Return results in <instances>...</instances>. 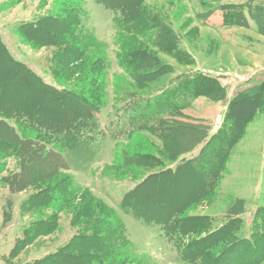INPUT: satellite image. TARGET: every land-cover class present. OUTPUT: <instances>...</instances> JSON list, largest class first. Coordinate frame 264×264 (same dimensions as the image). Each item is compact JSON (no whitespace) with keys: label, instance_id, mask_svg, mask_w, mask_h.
<instances>
[{"label":"trees","instance_id":"obj_1","mask_svg":"<svg viewBox=\"0 0 264 264\" xmlns=\"http://www.w3.org/2000/svg\"><path fill=\"white\" fill-rule=\"evenodd\" d=\"M94 1L112 12L117 34H128L120 43L123 52L117 53V59L130 77L144 82L162 73L165 65L137 37L145 39L143 36L152 33L153 39H148L164 51L174 34L146 0ZM219 7L225 12L224 25L246 26L250 18L256 31L264 36V1L246 0ZM84 15L82 0H59L53 14L19 27L35 44L54 46L50 61L57 86L15 59L0 38V177H4V159L14 157L19 169L10 174V181L8 177L3 180L17 191L39 187L24 201L26 209H66L74 215L72 223H79L82 229L63 246L69 252L47 255L38 261L40 264H143L142 259L132 255L122 220L110 210L108 215H99L101 210L83 198L76 202L79 187L68 173L88 161L87 153L100 133L96 113L106 103L107 60L84 24ZM216 90L222 97L220 84L209 82L201 94ZM263 96L264 81L239 92L227 107L228 130L204 136L205 143L195 156L182 157L172 168L149 174L120 199V210L156 225L177 247L180 264L264 263V192L254 214L255 228L247 237L236 233L244 210L241 198L235 199L226 211L227 220L218 226L211 227L213 220L208 215L192 211L213 195L230 146L240 139ZM144 109L140 115L152 118L149 109ZM167 118H158L163 127L158 130L160 134L163 130L165 136ZM178 124L192 133L198 127L190 122ZM140 127L146 131L155 128L148 123ZM144 155L128 156L138 161ZM35 222L28 231L29 238L56 227L54 219Z\"/></svg>","mask_w":264,"mask_h":264},{"label":"rangeland","instance_id":"obj_2","mask_svg":"<svg viewBox=\"0 0 264 264\" xmlns=\"http://www.w3.org/2000/svg\"><path fill=\"white\" fill-rule=\"evenodd\" d=\"M58 1L0 0V38L8 51L55 86L58 82L50 61L54 46L35 44L19 27L53 14ZM146 2L172 30L174 40L168 49L161 51L148 39H153L152 33L143 36L145 39L137 37L165 65L162 73L138 82L117 59V53L123 52L120 43L128 34H117L111 11L94 0H82L83 22L107 60L106 103L96 113L100 133L87 153L88 161L68 173L79 187L76 202L83 198L101 210L99 215H108L110 210L122 220L133 256L142 259L143 264H180L177 247L156 225L120 210V199L149 174L172 168L182 157L195 156L205 143L204 136L220 135L229 128L230 119L226 118L229 102L242 90L264 81V36L250 20L246 26L223 24L225 12L219 6L246 0ZM214 81L223 89L222 97L218 90L201 94ZM262 102L246 123L240 139L230 146L213 195L192 210L211 217V227L218 226L227 220L226 211L235 199L241 198L244 210L239 215L241 224L236 233L246 237L255 228L254 214L264 192V96ZM145 107L152 118L140 115ZM159 117L169 119L164 123L166 136L163 130L161 134L158 130L163 128ZM180 122L198 127L192 133L178 127ZM143 123L153 124L155 128L142 130ZM167 124L175 126L166 127ZM136 153L145 155L138 161L129 159L128 155ZM154 158L158 161L154 162ZM4 160L2 175L10 181V174L19 165L14 157ZM3 178L0 177V264H40L38 261L47 255L69 252L63 246L82 230L79 223H72L74 215L66 209L27 210L24 201L39 187L27 186L17 191ZM40 218L54 219L56 227L49 233L29 238V229Z\"/></svg>","mask_w":264,"mask_h":264},{"label":"crops","instance_id":"obj_3","mask_svg":"<svg viewBox=\"0 0 264 264\" xmlns=\"http://www.w3.org/2000/svg\"><path fill=\"white\" fill-rule=\"evenodd\" d=\"M249 20L252 22L253 20H251L250 18L248 19V23H249ZM254 22V21H253ZM255 24V23H254ZM256 28V27H255ZM262 39H264V37L262 38Z\"/></svg>","mask_w":264,"mask_h":264}]
</instances>
